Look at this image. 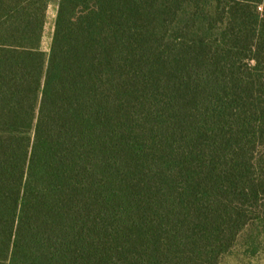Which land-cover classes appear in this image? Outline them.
<instances>
[{"label": "trees", "instance_id": "16d2710c", "mask_svg": "<svg viewBox=\"0 0 264 264\" xmlns=\"http://www.w3.org/2000/svg\"><path fill=\"white\" fill-rule=\"evenodd\" d=\"M262 230L264 0H0V264H219Z\"/></svg>", "mask_w": 264, "mask_h": 264}, {"label": "rangeland", "instance_id": "374dc122", "mask_svg": "<svg viewBox=\"0 0 264 264\" xmlns=\"http://www.w3.org/2000/svg\"><path fill=\"white\" fill-rule=\"evenodd\" d=\"M58 5L54 1L48 8L42 49L50 50L57 18ZM219 264H264V230L256 238L250 239L249 233H242L230 253Z\"/></svg>", "mask_w": 264, "mask_h": 264}]
</instances>
